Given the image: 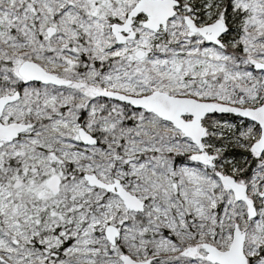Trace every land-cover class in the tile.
Masks as SVG:
<instances>
[{
	"label": "snow or ice",
	"instance_id": "obj_1",
	"mask_svg": "<svg viewBox=\"0 0 264 264\" xmlns=\"http://www.w3.org/2000/svg\"><path fill=\"white\" fill-rule=\"evenodd\" d=\"M0 264H264V0H0Z\"/></svg>",
	"mask_w": 264,
	"mask_h": 264
}]
</instances>
